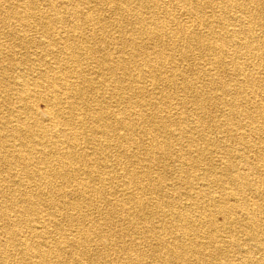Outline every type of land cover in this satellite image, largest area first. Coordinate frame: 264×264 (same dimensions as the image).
Returning <instances> with one entry per match:
<instances>
[{
	"label": "bare ground",
	"instance_id": "1",
	"mask_svg": "<svg viewBox=\"0 0 264 264\" xmlns=\"http://www.w3.org/2000/svg\"><path fill=\"white\" fill-rule=\"evenodd\" d=\"M39 1L0 0L8 37L23 46L38 29L48 38L40 42L48 68L30 67L36 78L0 64V264H264V0H92L112 24L101 10H80L81 0H42L48 12ZM2 53L14 49L0 45ZM90 57L93 77L82 62ZM183 65H194L192 78ZM108 98L123 109L110 111ZM121 159L134 168L102 176ZM191 177L235 188L219 203ZM118 179L126 196L112 188ZM201 200L210 208L203 217L194 214ZM116 217L127 227L117 229ZM49 224L65 234L52 236ZM236 225L256 243L233 262L220 232L233 236ZM134 232L143 236L124 241Z\"/></svg>",
	"mask_w": 264,
	"mask_h": 264
},
{
	"label": "rangeland",
	"instance_id": "2",
	"mask_svg": "<svg viewBox=\"0 0 264 264\" xmlns=\"http://www.w3.org/2000/svg\"><path fill=\"white\" fill-rule=\"evenodd\" d=\"M37 6L39 7V10L40 11H46V12H48V8L46 6L45 1L40 0L37 3ZM17 8H19L21 10L20 7H17ZM88 8H91L90 11L94 12V14H93L94 16H97V11L98 10L103 11V17L106 18V20L111 21V24L114 22V19L116 18L115 16H114L115 18L113 17V13H109L108 12V9L106 7H104V6L99 5L98 2L96 3V1L94 2L92 0H81L80 1V4H79V9L85 12V11L88 10ZM176 16L180 20L183 19V17H181V15H180L179 12L176 14ZM121 18L122 17L120 16L119 19H121ZM67 19L72 21V19L69 17V14L67 15ZM71 21H66L65 23H58V25H57V31H59L61 29V27H69V25L72 24ZM9 23L12 26H14L15 25L14 19H11L9 21ZM94 27H96V26L95 25L94 26L92 25V27L90 26L89 29L85 32V34L88 35V36H90V33H92L94 31L93 30L91 32V29H93ZM67 29H69V28H67ZM132 29H133V27L131 25L128 26V31H131ZM44 35L45 34L42 32V30L31 29V30L27 31V33H26L27 38L31 42H29V43H24L23 42V46H22V45L19 44V42H20L19 40L14 39V38H11V37H8L4 33V31L2 30L0 32V45L3 48H5L7 46H9L10 48H13L14 49V54L13 55H6V53L0 54L1 55L0 56V64L1 65H5V66H11L13 64H16V67L20 66V68H22V69L25 68L28 71V74H29V78L30 79H33L34 77L36 78V74L34 73L33 70H30V67L32 69L33 68H41V67H42V69L48 68L46 65H44V61L43 60L45 59V57H43L41 55V52H42V49H43L44 46L41 45L40 42L48 39ZM111 36L113 38H117L118 37V32H117V30L115 28H114V30H112V35ZM85 41H86V44L87 45L94 44L92 42V40L89 39V38H87ZM113 46L114 45H112V47L110 49L111 52L116 51V50L113 49ZM39 47H41V48H39ZM38 50H40V51H38ZM34 54H35L36 57L35 56H32ZM3 56H4V58H3ZM82 62H83V67H84V70H85V74L88 75V76H90V77H93L92 72H94L95 70H97L96 59L93 58V57H90L89 59H85ZM208 67L210 68V66H208ZM178 69H179L180 72L185 73L186 76H188L190 78L193 77V72L195 71L194 65H190V66L183 65V66H179ZM15 70H12V71H15ZM214 71L215 70H213V72ZM216 72H218V70H216ZM220 73H218V75ZM30 75H31V77H30ZM220 77L224 80V76H220ZM202 84H203V82L200 81V83H198V86H201ZM170 91L176 93V90L174 88L173 89H170ZM0 94H1V92H0ZM101 95H104L105 97L108 96L106 94V92L101 93ZM113 100L114 99L108 98L107 99L106 106L108 107V109L110 111L117 113L118 109L119 110L123 109V106L122 105L121 106H118V104L116 102H114ZM12 101H13V103L15 105H18V100H17L16 96H12ZM187 107H188V109H189L190 112H194L195 111V109L192 106V104H188ZM136 109L139 110L138 107ZM215 113L218 114L217 117H216V114ZM213 115H214V119L217 120V121H220L223 118L221 116V113H219V112H214ZM35 116L38 118V120L40 122H42V124H46L45 121L47 120V117L42 112L36 113ZM157 139L163 140V138L161 136L160 137L158 136ZM171 140H172V142H174L173 139H171ZM111 157H112V160L113 159H117L116 150L115 149L112 150ZM214 159H217V157H215ZM108 160H109L108 162L110 164L111 163L110 162L111 159L109 158ZM217 161H218V163H217ZM217 161L215 163L217 167L223 165V163H221L220 160H217ZM171 165H172V163H168L167 164V168H168L167 177H168V179L172 178V176H173L172 173L169 172ZM131 168H134V166L133 165H130L127 159H121V164L120 165H115L114 164L112 167H108L107 169H103L102 176H104V177H109L110 175H114L115 176L116 173L122 174V172H123L122 169H124V170H130ZM81 180H86V177L83 176V175H81ZM191 181L193 183H198V182H204L205 184H209L210 183L209 179H200V180H198V179H195L194 177H191ZM25 182H27V181H25ZM114 183H115V185H117L116 188L114 187ZM29 185H30L31 188L34 187V186H32L33 185L32 183H30V184H27L26 183V184H24V187L22 186V189H24L25 187H28ZM0 186H2V181H0ZM207 186H209L208 192H209V194H211V197L214 200L218 201L219 203L222 202V198L221 197L223 195H225V193L230 192L232 188H235V187H232V186H227V189H225L223 186L216 185V184H213V183L212 184H209ZM18 188H20V187H18ZM112 188L115 191H117V196L120 195V197H122L123 195L124 196L127 195L124 192L120 191V189H121L120 179L114 180L113 185H112ZM245 193H247V192H245ZM149 197L150 196L148 194H144V196H143L144 199H147ZM63 201H65V202H68V201L71 202L72 201V196L71 197L68 196ZM204 201H206V200H204ZM200 202H202V200ZM43 207H44V212L45 213L52 212V209L50 207L45 206V205ZM202 207H203V209L201 210V212H198V211H196V209L195 210L193 209L194 210V214L196 216H200L201 215V217H203V216H205V215H207V214L210 213V208L208 206V202L206 204L204 202H202ZM67 211H69L70 213H73V210H67ZM85 211H87V213L89 214V216L94 221H97V222H101L102 221V219H103V213L102 212L93 213V211H91V215H90L89 209H87ZM50 214H52V213H50ZM57 218L60 221L63 220L62 217H59L58 216ZM115 219H116L117 224H118L117 229H121V228H124V227L126 228L127 227V222L125 220H123L122 217H116ZM79 227H81L80 226V222H77L75 224V226L73 227L74 228L73 231L75 229H78ZM239 228L240 227L236 225V227H235L236 230L234 231L233 236H232V234H229V232H226L225 229H223L220 232V237H223L224 236L223 237V240L224 241L227 238V240L225 242V245L227 246L225 248V250H226L225 259H231L233 262L236 261V260H238V259H241L246 254V250H248V249L250 250L252 248L251 246H253L256 243V240L248 241V235H247L248 234V231L243 230L244 231L243 232V231H240ZM47 230L49 232H51V235L54 236V237H56V238H59L61 234H65L64 231L58 232L52 224H49L47 226ZM0 231H3V230L1 229ZM67 233H68V234H66L67 236H71L69 234V232H67ZM141 236H143V235L134 232V233L128 234V236L127 235L126 236L123 235V239H124V241L126 240V242H128V241L133 240V239H138ZM230 236H231L232 240L234 238V239H236L238 241H241V244H243L242 247L241 248H238V247L233 246V245L231 246L230 245V243H231L230 242L231 241ZM127 237H128V240L126 239ZM168 239L171 240L170 236H168ZM141 247L144 250H148L150 246L148 244H146V245H143V246L141 245ZM117 254H119V253H117ZM249 254L251 255V257H253L255 259H259L260 258V254H258L257 251H254V252L249 253ZM18 257H19V255H17V258H16L17 260H18ZM113 257L114 256H112V254H111V259H113ZM125 257H126V254H123V255H120L119 254V260H121L120 263L124 262ZM220 260H223V258H221ZM18 262L19 261H16V263H18Z\"/></svg>",
	"mask_w": 264,
	"mask_h": 264
}]
</instances>
